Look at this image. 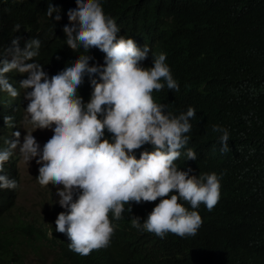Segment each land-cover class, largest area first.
<instances>
[{"label": "clouds", "instance_id": "1", "mask_svg": "<svg viewBox=\"0 0 264 264\" xmlns=\"http://www.w3.org/2000/svg\"><path fill=\"white\" fill-rule=\"evenodd\" d=\"M75 3L77 7L67 12L70 23L63 32L69 48L83 51L55 75L49 77L36 60L42 47L38 37L27 40L23 48L19 38L9 48L0 47V93L21 103L20 125L26 130L22 143L20 125L0 133V189H10L13 200L7 212L9 236L24 244L22 259L10 262L0 255V264H55L59 251L52 241L55 236L62 237L75 255L90 256L112 245L116 223L123 217H129L137 231L159 238L195 236L203 224L199 207L211 212L221 199L223 174L195 175L191 164L197 159L187 147L195 108L189 106L176 115L153 97L165 87L180 91L166 54L118 35L121 29L105 13L101 0ZM54 12L59 21L60 9L49 3L46 16L52 18ZM20 26L14 25L13 31ZM93 48L105 54L103 66L89 63ZM149 53L153 64L144 67L141 62ZM13 71L27 74L18 88L6 75ZM4 119L11 128L12 117ZM37 129L53 132L42 148L33 135ZM212 132L219 133V151L229 152L228 129L213 125ZM17 148L24 164L37 158V183L57 188L59 200L46 220L17 207L21 186ZM158 199L146 219L135 216L148 208L139 209L137 204ZM18 218L35 221L46 231L47 240L39 246L22 239L11 223ZM47 249L54 251L51 263L44 256Z\"/></svg>", "mask_w": 264, "mask_h": 264}, {"label": "trees", "instance_id": "2", "mask_svg": "<svg viewBox=\"0 0 264 264\" xmlns=\"http://www.w3.org/2000/svg\"><path fill=\"white\" fill-rule=\"evenodd\" d=\"M101 2L121 29L118 35L166 54L180 91L165 87L153 97L176 115L195 108L187 147L197 159L191 164L195 175L223 174L221 199L211 212L199 207L203 224L195 236L159 238L137 231L131 219L123 217L116 223L112 245L87 257L75 255L62 237L55 236L52 241L59 248L55 264H264V0ZM49 3L60 9L59 21L55 12L52 18L46 16ZM76 7L75 0H0V47L9 48L19 38L23 48L27 40L38 37L42 47L36 60L49 77L55 75L83 51L69 48L63 32L70 23L68 10ZM16 24L21 26L13 31ZM89 55L94 58L90 64H105L100 50L90 49ZM141 64L152 66L151 53ZM6 75L17 88L27 77L15 71ZM20 105L0 93V133L19 127ZM5 117H12L11 128ZM213 125L228 129L229 152L219 151V133L212 132ZM11 193L0 189V255L10 262L24 257L23 242L9 236ZM157 203L159 199L137 204L139 209L148 208L135 216L146 219ZM11 223L27 242L40 246L47 240L46 231L33 220L18 218Z\"/></svg>", "mask_w": 264, "mask_h": 264}, {"label": "rangeland", "instance_id": "3", "mask_svg": "<svg viewBox=\"0 0 264 264\" xmlns=\"http://www.w3.org/2000/svg\"><path fill=\"white\" fill-rule=\"evenodd\" d=\"M18 131L21 133L20 140L22 143L23 137L26 134V130L20 125ZM11 134L10 139H15V137ZM33 135L42 148L47 140L53 135V132L51 129H37L33 132ZM16 152V166L18 167L21 179V186L16 199L17 207L20 209H25L29 214L36 216L41 220H46L52 209V206L55 204L56 200H59V197L56 195L57 188L53 185H49L50 189L41 187L35 178V173H39L38 169L40 167V165L36 163L37 158H33L29 164L26 165L21 161L18 155V148ZM20 248L23 249L22 246H20ZM44 256L47 261L51 263L54 259V251L52 249H47Z\"/></svg>", "mask_w": 264, "mask_h": 264}, {"label": "bare ground", "instance_id": "4", "mask_svg": "<svg viewBox=\"0 0 264 264\" xmlns=\"http://www.w3.org/2000/svg\"><path fill=\"white\" fill-rule=\"evenodd\" d=\"M50 236H53V235H50Z\"/></svg>", "mask_w": 264, "mask_h": 264}]
</instances>
